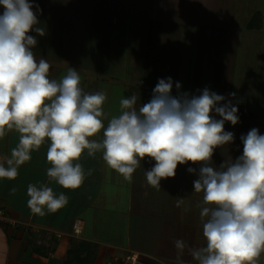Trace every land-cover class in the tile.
I'll return each instance as SVG.
<instances>
[{
	"label": "clouds",
	"instance_id": "obj_1",
	"mask_svg": "<svg viewBox=\"0 0 264 264\" xmlns=\"http://www.w3.org/2000/svg\"><path fill=\"white\" fill-rule=\"evenodd\" d=\"M0 8V138L13 130L19 134L10 157L0 159V180L16 179L19 167L45 142L46 176L64 190L78 189L92 175L80 163L85 152L88 157L101 153L105 165L129 182L141 161H154L145 176L157 189L162 179L175 176L178 165L197 164L198 170L187 171L198 177L193 190L202 194L205 244L189 247L177 239V264H185V252L195 264H259L264 253V135L251 129L240 137L242 155L218 168L212 165L214 151L234 140L232 132L224 131L225 122H239L230 99L207 88L199 95L180 93L179 83L173 96L171 78L160 79L149 102L137 107L139 96L133 94L120 100L119 115H110L104 110L107 93H85L77 70L69 67L59 80L49 78L51 65L37 59L32 51L37 40L29 35H45L38 26V5L0 0ZM27 196L29 209L40 216L68 202L47 184H29ZM184 203L178 197L176 207Z\"/></svg>",
	"mask_w": 264,
	"mask_h": 264
},
{
	"label": "crops",
	"instance_id": "obj_2",
	"mask_svg": "<svg viewBox=\"0 0 264 264\" xmlns=\"http://www.w3.org/2000/svg\"><path fill=\"white\" fill-rule=\"evenodd\" d=\"M29 2L39 6L38 26L45 32L43 36L34 31L29 33L37 40L32 51L37 59L44 58L50 63L49 78L59 80L71 67L85 72L82 77L86 87L94 84V78L99 79L98 84L105 87L113 85L107 80H114L121 89H132L129 84L126 85L132 78L138 81L153 79L156 84L159 58L155 50L161 53L166 39L163 35H168L169 39H179L186 30L189 40L194 35L198 38L202 35L199 30L206 27V24H212V19L206 20L202 14L216 13L212 0L210 4L208 0ZM2 12L0 8V14ZM256 12L260 14L259 21L262 20L260 10L250 11L242 26L244 31L259 30L261 23L253 29L247 27ZM237 13L240 14L239 11ZM97 20L101 26L95 23ZM190 41H185L183 46L188 49L197 44ZM99 44L107 46L100 47L93 59L91 47ZM180 44L179 40L175 46L180 48ZM109 46L117 51L115 57L110 54ZM179 52L182 53V49L175 54L178 56ZM187 53L196 62L202 61V56ZM82 56L84 60H81ZM150 56H153L152 59ZM119 57L122 65L114 68L112 60L115 58L118 61ZM150 60L154 63L152 67L144 66ZM80 63L83 65L80 66ZM111 67L115 69L112 73L109 72ZM139 85L135 83L133 87L137 89ZM124 92L125 95L129 93ZM124 97L130 95L119 99ZM104 110L109 111L110 115H119L120 107L115 104ZM102 136L103 133H100L96 139L100 140ZM18 139L19 134L14 130L0 138V159L10 157ZM47 147L48 142H45L38 151L32 152L31 160L19 167L16 179L0 180V206L15 221L12 227L0 223V264H127L125 258L129 254H136L143 264H177L174 244L177 239L185 241L189 247L205 244L202 228L194 227L187 234L189 239L186 238V227L182 229L184 218L164 213L168 207L164 202L161 215H154V210L150 209V206H156L151 203L153 199L168 200L170 193L161 191L164 179L160 182V189L147 184L145 171L154 166L153 161L148 158L141 161V166L129 182L105 165L101 153L88 157L85 152L80 163L86 171L91 169L92 175L87 176L78 189L64 190L55 182H50L46 176L50 166L46 160ZM29 184H47L55 194L63 192L68 202L53 213L45 210L43 216L34 214L27 204ZM12 189H15L14 193ZM122 195H125V201L128 200L127 204L123 205ZM172 196L180 197L179 192L174 191ZM143 221L146 224L154 223L151 226V238H146L148 226L142 224ZM73 225H76V231ZM130 229L140 232L138 234L136 231V240L130 239V234H127L126 231ZM181 259L185 264H195L187 252Z\"/></svg>",
	"mask_w": 264,
	"mask_h": 264
},
{
	"label": "rangeland",
	"instance_id": "obj_3",
	"mask_svg": "<svg viewBox=\"0 0 264 264\" xmlns=\"http://www.w3.org/2000/svg\"><path fill=\"white\" fill-rule=\"evenodd\" d=\"M212 1H214L213 5L216 9H214V12L216 13L211 14V12H209L202 14L206 20L207 18H211L212 21H210L212 24H206V27L199 30V34L202 33L201 36L199 35L197 38V36L194 35V37H190V40H192L190 41L186 30L182 32L181 38L179 39H169L168 35H163L164 38L166 37L164 40V47H162L161 53L159 50H155V55H158L159 58L157 83L160 79L171 78L173 82L171 94L173 96L177 94L175 85L179 83L181 85L179 89L180 93L199 95L207 88L211 92L224 96L226 100L230 99L232 104L237 106L239 122L235 126L228 122L224 124V131L232 132L234 134V140L231 144L217 148L212 156V165L218 168L222 163L230 160L234 161L237 157L242 155L243 145L240 140L242 135L246 136L253 128L258 129L259 133L264 135V0ZM208 4H210V0H208ZM253 10H260L263 14L262 20H260L261 22L259 21V23H261V25H259L260 28L259 30L244 31V28H242L243 23L249 15L248 13ZM238 11L240 14L237 13ZM95 23L101 26L100 21L97 20ZM179 40L180 43H182L180 44V48L175 46ZM102 41H104V39L98 41V43ZM185 41H190V43L196 42L197 44H195V46H189L187 49L183 46ZM106 46L107 45L100 44L93 45L91 47L93 59L96 58L99 48ZM87 48L90 47L88 46ZM180 49H182V53L179 52V55L183 56H177V54H175V52ZM106 50H108V47ZM109 51L112 56L115 57L117 55V51L113 50L111 47ZM187 52L193 53V56H202V58H200L202 61L196 62L190 56V53ZM159 56H161V61ZM152 57L153 56H150V59H152ZM120 58L121 57H119L118 61L113 58L112 65L114 68L116 65H122ZM81 60H84V56H82ZM151 62L152 60L147 61L144 66L152 67L151 65L154 63ZM124 64L125 63H123V65ZM82 65L83 63H80V66ZM113 67H111L112 70L109 69L110 73L114 72L115 69ZM78 72L81 76V87L85 93H94L97 91H104L107 93L104 109H110L111 106L119 104V98L121 96H132L133 94L139 96V101L137 103V107H139L140 104L150 101L153 89L157 85L153 79H141L138 81L132 78L128 80L126 84H129L128 86L132 87V89H121L114 80H107L108 83L113 85L105 87V85L98 84L99 79L94 78V84L86 87L82 77L85 72L82 70ZM86 73L89 76V73ZM106 83L107 82H104V84ZM135 83H140L137 89L133 87ZM124 91H129V93L125 95L124 93L126 92ZM232 93L235 95L230 96ZM106 112L110 113L109 111ZM213 116L215 119H220V117L215 116L214 113ZM144 160H146V158ZM153 163L155 162L153 161ZM189 167L198 170L199 165L192 163L178 165L175 176L173 178L164 179L162 183L163 188L161 191L170 192L169 199H153L154 201L152 200L151 203L156 206L155 208L150 206V209L152 211L154 210V215H161L163 212L161 207L164 202V204H166L165 206H168L167 210H164V213H170L174 217L182 216L184 218V220H182V229L184 230L186 227L187 239H189L187 234H190L194 227L199 229L202 228V221L200 219L202 194L195 193L193 190V181L198 177L195 173H189L187 171ZM173 191L179 192L180 198L185 199V203L179 208L175 205L177 197L172 196ZM122 199L123 205L124 203L127 204L128 200L125 201V195H122ZM142 224L148 226L145 231L146 238H151V232L153 230L151 226H153L154 223L146 224V221H143ZM136 231H131L130 229V231L126 232L128 235L130 234V239L136 240L138 232ZM145 232H143L144 235ZM139 233L140 232H138V234ZM147 244H149V241H147ZM147 244H145V246ZM259 264H264V253H262L259 258Z\"/></svg>",
	"mask_w": 264,
	"mask_h": 264
},
{
	"label": "built area",
	"instance_id": "obj_4",
	"mask_svg": "<svg viewBox=\"0 0 264 264\" xmlns=\"http://www.w3.org/2000/svg\"><path fill=\"white\" fill-rule=\"evenodd\" d=\"M0 223L7 224L9 226H14L15 221L10 218L9 214L0 206ZM73 230L76 231V225H73ZM127 264H143L136 254H129L126 256Z\"/></svg>",
	"mask_w": 264,
	"mask_h": 264
},
{
	"label": "trees",
	"instance_id": "obj_5",
	"mask_svg": "<svg viewBox=\"0 0 264 264\" xmlns=\"http://www.w3.org/2000/svg\"><path fill=\"white\" fill-rule=\"evenodd\" d=\"M259 13H254V16L252 17V19L250 20V24L247 25L248 28L253 29L255 27H258V23H259ZM92 254V253H90ZM86 259V258H85ZM87 260V259H86Z\"/></svg>",
	"mask_w": 264,
	"mask_h": 264
}]
</instances>
